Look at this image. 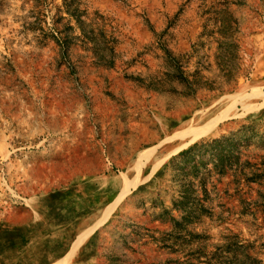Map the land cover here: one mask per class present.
<instances>
[{"label": "rangeland", "instance_id": "1", "mask_svg": "<svg viewBox=\"0 0 264 264\" xmlns=\"http://www.w3.org/2000/svg\"><path fill=\"white\" fill-rule=\"evenodd\" d=\"M0 264H264V0H0Z\"/></svg>", "mask_w": 264, "mask_h": 264}, {"label": "bare ground", "instance_id": "2", "mask_svg": "<svg viewBox=\"0 0 264 264\" xmlns=\"http://www.w3.org/2000/svg\"><path fill=\"white\" fill-rule=\"evenodd\" d=\"M227 99H228L227 102L229 101V103L226 104L225 107L221 108L218 114L214 116L209 114H206L204 116L196 115L192 118H189L187 121L182 123V125L180 124L179 129L171 133L166 138L168 144L170 145V149L167 152L179 150L181 146L183 147L187 143L195 140L197 137L209 132L212 129V127L217 123V121L225 117L228 114L229 109H231L230 106L232 105L231 103L233 100L231 98L230 99L227 98ZM173 139H178V141L176 142V144L172 145L171 142L173 141ZM84 235L85 233L79 236V238L75 242V247L79 243V241H81Z\"/></svg>", "mask_w": 264, "mask_h": 264}, {"label": "trees", "instance_id": "3", "mask_svg": "<svg viewBox=\"0 0 264 264\" xmlns=\"http://www.w3.org/2000/svg\"><path fill=\"white\" fill-rule=\"evenodd\" d=\"M189 149H190V147H189Z\"/></svg>", "mask_w": 264, "mask_h": 264}]
</instances>
